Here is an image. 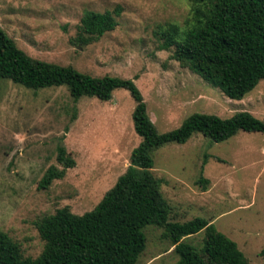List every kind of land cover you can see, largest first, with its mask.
I'll return each mask as SVG.
<instances>
[{"label": "rangeland", "instance_id": "rangeland-1", "mask_svg": "<svg viewBox=\"0 0 264 264\" xmlns=\"http://www.w3.org/2000/svg\"><path fill=\"white\" fill-rule=\"evenodd\" d=\"M123 7L117 27L90 44L75 38L86 10ZM190 0H0V26L34 58L72 65L92 76L131 78L149 118L162 134L194 113L223 118L248 111L264 120V79L243 99L226 96L162 47L171 25L192 20ZM136 100L126 88L111 99L82 96L67 86L27 88L11 79L0 88V229L19 243L24 257L44 250L38 222L70 207L93 210L130 165L137 134ZM65 146L76 165L43 188L47 169ZM153 173L171 208V219L201 217L232 240L252 264H264V133L240 131L214 142L201 133L168 143L154 155ZM200 178L208 180L199 182ZM147 243L138 264H175L176 245L156 225L144 228ZM205 231L182 240L203 246Z\"/></svg>", "mask_w": 264, "mask_h": 264}, {"label": "trees", "instance_id": "trees-1", "mask_svg": "<svg viewBox=\"0 0 264 264\" xmlns=\"http://www.w3.org/2000/svg\"><path fill=\"white\" fill-rule=\"evenodd\" d=\"M190 1L189 26L181 31L178 25H171L162 47L172 50V59L226 96L243 99L264 79V0ZM122 11L121 5L105 12L86 10L75 40L82 45L99 40L117 27ZM4 78L35 90L65 85L75 100L82 96L109 100L114 90L126 88L136 100L133 121L142 140L133 149L126 172L93 210L76 214L65 206L38 222L45 242L38 257H24L19 243L0 229V264H138L147 243L144 228L151 224L163 228V237L176 245L180 258L175 264H252L238 244L209 220L171 219V208L160 191L162 181L153 173V155L161 146L186 143L196 133L214 142L240 131L264 133V120L248 111L227 118L194 113L179 128L160 134L133 79L92 76L72 65L34 58L0 26V88ZM57 158L62 167L50 166L41 187H49L76 165L65 146H59ZM202 230L201 248L182 240Z\"/></svg>", "mask_w": 264, "mask_h": 264}]
</instances>
